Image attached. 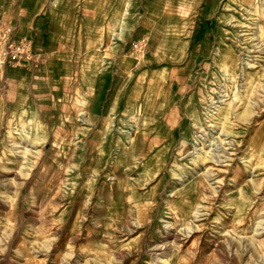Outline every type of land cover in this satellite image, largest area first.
Returning a JSON list of instances; mask_svg holds the SVG:
<instances>
[{
  "label": "rangeland",
  "instance_id": "obj_1",
  "mask_svg": "<svg viewBox=\"0 0 264 264\" xmlns=\"http://www.w3.org/2000/svg\"><path fill=\"white\" fill-rule=\"evenodd\" d=\"M0 19L33 54L0 66V264H264V0Z\"/></svg>",
  "mask_w": 264,
  "mask_h": 264
},
{
  "label": "built area",
  "instance_id": "obj_2",
  "mask_svg": "<svg viewBox=\"0 0 264 264\" xmlns=\"http://www.w3.org/2000/svg\"><path fill=\"white\" fill-rule=\"evenodd\" d=\"M32 58L31 42L16 38L12 22L0 19V66L25 67Z\"/></svg>",
  "mask_w": 264,
  "mask_h": 264
},
{
  "label": "bare ground",
  "instance_id": "obj_3",
  "mask_svg": "<svg viewBox=\"0 0 264 264\" xmlns=\"http://www.w3.org/2000/svg\"><path fill=\"white\" fill-rule=\"evenodd\" d=\"M257 40V39H256ZM255 41V40H254ZM252 49H254V50H258V54H260L261 55V57H262V59H264V45H261V43L260 42H257L256 44H253V46H252ZM251 60V59H250ZM256 63V62H255ZM249 66H250V64H249ZM252 66V65H251ZM246 68H256L257 69V67H246ZM243 70V72H244V70H245V68H243L242 69ZM226 76H228V75H226ZM242 81H245V77H244V79H242ZM244 88H245V85H244ZM258 99V98H257Z\"/></svg>",
  "mask_w": 264,
  "mask_h": 264
}]
</instances>
